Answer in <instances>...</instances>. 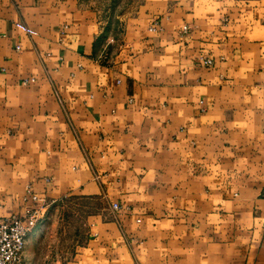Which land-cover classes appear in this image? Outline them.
Here are the masks:
<instances>
[{
    "label": "crops",
    "instance_id": "1",
    "mask_svg": "<svg viewBox=\"0 0 264 264\" xmlns=\"http://www.w3.org/2000/svg\"><path fill=\"white\" fill-rule=\"evenodd\" d=\"M111 2L0 0V217L102 205L26 264H264V0H139L116 39Z\"/></svg>",
    "mask_w": 264,
    "mask_h": 264
},
{
    "label": "rangeland",
    "instance_id": "2",
    "mask_svg": "<svg viewBox=\"0 0 264 264\" xmlns=\"http://www.w3.org/2000/svg\"><path fill=\"white\" fill-rule=\"evenodd\" d=\"M138 1L114 0L113 6L111 4L114 12V20L112 21L114 25L109 32L114 36V39L118 37L119 28L117 24L119 23V17L126 12H130L137 5ZM116 15H119V17H116ZM101 208L102 205L99 204L98 200L69 196L51 203L44 211V214H42V222H39L36 226L37 234L41 238V241L37 245L31 246L33 253L40 256L44 263H52L57 258L61 260L64 257H68L72 251V247L83 244L87 239V216L97 211L99 212ZM51 232L57 237L55 242L52 241L51 236L48 239ZM50 247L52 249L54 247L56 251H61L62 253L51 256L46 254L45 252H48ZM28 249L29 246L25 243L23 248V264H26L25 257Z\"/></svg>",
    "mask_w": 264,
    "mask_h": 264
},
{
    "label": "built area",
    "instance_id": "3",
    "mask_svg": "<svg viewBox=\"0 0 264 264\" xmlns=\"http://www.w3.org/2000/svg\"><path fill=\"white\" fill-rule=\"evenodd\" d=\"M15 27L27 35H36V31L22 22H15ZM188 24H183L181 33L186 34L189 30ZM149 30H156L155 25L149 27ZM18 49L19 46L17 45ZM199 62L204 66H211L213 59L210 56L200 57ZM24 80L27 84L32 81ZM24 199L29 197L31 203L25 206L20 213H12L0 217V264H23V248L27 234L36 226L41 219L46 208L54 201H49L45 196L34 193L32 186L27 184L24 188ZM113 210L120 208L117 202H112Z\"/></svg>",
    "mask_w": 264,
    "mask_h": 264
},
{
    "label": "trees",
    "instance_id": "4",
    "mask_svg": "<svg viewBox=\"0 0 264 264\" xmlns=\"http://www.w3.org/2000/svg\"><path fill=\"white\" fill-rule=\"evenodd\" d=\"M113 4H114V0L112 1V6H113ZM110 17H109V23H111L114 19V12H113V9H112V7H111V14L109 15Z\"/></svg>",
    "mask_w": 264,
    "mask_h": 264
}]
</instances>
